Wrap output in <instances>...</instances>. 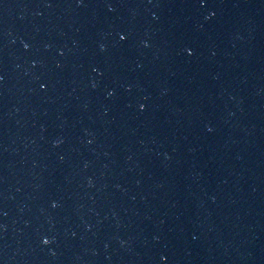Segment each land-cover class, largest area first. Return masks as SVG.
<instances>
[{
    "label": "water",
    "instance_id": "1",
    "mask_svg": "<svg viewBox=\"0 0 264 264\" xmlns=\"http://www.w3.org/2000/svg\"><path fill=\"white\" fill-rule=\"evenodd\" d=\"M0 264H264V0H0Z\"/></svg>",
    "mask_w": 264,
    "mask_h": 264
}]
</instances>
